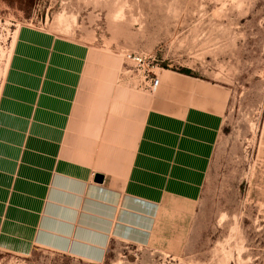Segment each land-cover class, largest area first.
Wrapping results in <instances>:
<instances>
[{"label":"rangeland","instance_id":"374dc122","mask_svg":"<svg viewBox=\"0 0 264 264\" xmlns=\"http://www.w3.org/2000/svg\"><path fill=\"white\" fill-rule=\"evenodd\" d=\"M22 26L89 45L93 84L114 79L171 119L198 108L215 127L203 167L167 169L149 186L152 231L117 224L102 261L0 245V264H264V0H0V98ZM127 51L150 56L156 90ZM167 73L179 87L163 83ZM73 250L100 259L104 248Z\"/></svg>","mask_w":264,"mask_h":264},{"label":"crops","instance_id":"0c3cea01","mask_svg":"<svg viewBox=\"0 0 264 264\" xmlns=\"http://www.w3.org/2000/svg\"><path fill=\"white\" fill-rule=\"evenodd\" d=\"M90 58L83 42L30 26L17 32L0 98V245L8 250L102 261L117 224L152 231L146 194L164 171L182 176L208 160L209 114L190 108L171 119L155 99L146 110L145 96L110 87L114 79L93 84ZM179 79L163 74L168 87ZM76 243L103 247L101 258L76 253Z\"/></svg>","mask_w":264,"mask_h":264},{"label":"built area","instance_id":"2783aa9c","mask_svg":"<svg viewBox=\"0 0 264 264\" xmlns=\"http://www.w3.org/2000/svg\"><path fill=\"white\" fill-rule=\"evenodd\" d=\"M125 57L127 60H130L135 67H137L139 70H142L143 72H147L148 74H151V90L154 91L158 88L160 84V78L153 72H150L146 66H150V56L142 53V52H134V51H127L125 53ZM153 60V59H152Z\"/></svg>","mask_w":264,"mask_h":264},{"label":"water","instance_id":"95a60500","mask_svg":"<svg viewBox=\"0 0 264 264\" xmlns=\"http://www.w3.org/2000/svg\"><path fill=\"white\" fill-rule=\"evenodd\" d=\"M103 180H104V176H103L102 174L97 173V174L95 175V181H96V182L101 183V182H103Z\"/></svg>","mask_w":264,"mask_h":264},{"label":"trees","instance_id":"16d2710c","mask_svg":"<svg viewBox=\"0 0 264 264\" xmlns=\"http://www.w3.org/2000/svg\"><path fill=\"white\" fill-rule=\"evenodd\" d=\"M181 72H184L186 74H190L191 73L190 69H186V68L181 70Z\"/></svg>","mask_w":264,"mask_h":264}]
</instances>
